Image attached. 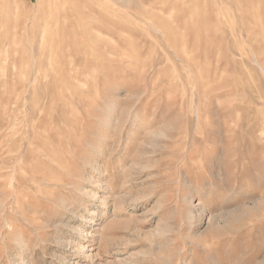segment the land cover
<instances>
[{"label": "rangeland", "instance_id": "obj_1", "mask_svg": "<svg viewBox=\"0 0 264 264\" xmlns=\"http://www.w3.org/2000/svg\"><path fill=\"white\" fill-rule=\"evenodd\" d=\"M0 264H264V0H0Z\"/></svg>", "mask_w": 264, "mask_h": 264}, {"label": "bare ground", "instance_id": "obj_2", "mask_svg": "<svg viewBox=\"0 0 264 264\" xmlns=\"http://www.w3.org/2000/svg\"><path fill=\"white\" fill-rule=\"evenodd\" d=\"M66 205V204H65Z\"/></svg>", "mask_w": 264, "mask_h": 264}]
</instances>
